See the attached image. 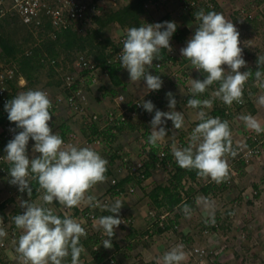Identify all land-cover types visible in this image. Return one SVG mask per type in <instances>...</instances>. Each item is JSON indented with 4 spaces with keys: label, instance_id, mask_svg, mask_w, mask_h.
I'll list each match as a JSON object with an SVG mask.
<instances>
[{
    "label": "clouds",
    "instance_id": "9594fccd",
    "mask_svg": "<svg viewBox=\"0 0 264 264\" xmlns=\"http://www.w3.org/2000/svg\"><path fill=\"white\" fill-rule=\"evenodd\" d=\"M103 8L102 5V10ZM194 16L197 26L194 34L187 40L186 46L180 49V54L190 61L195 70L204 74L203 80H191L189 91L192 98L185 97L183 100V103L188 100V107L185 108L199 110L198 119L191 123L188 133L194 125L197 126L188 137L187 147L178 148L173 144L172 155L180 168L196 170L198 176L204 177L202 179L204 182L212 180L221 184L229 178L226 154L233 157L236 155L232 148L231 131L227 120L222 121L219 117L208 116L203 109L211 108L212 101L214 104L215 101H219V105L223 102L228 106L234 101L242 103L243 86L253 73L250 70L240 71L241 68L247 67V63L239 46L240 33L231 21L222 13L216 11L206 13L203 9L195 12ZM176 28L175 22L164 21L126 29L119 62L121 67L127 70L131 82L145 81L148 91H158L162 88L161 77L150 74L149 69L152 66L163 67L164 57L161 50L167 49L169 52L172 50L170 39ZM154 60H160L161 67L153 65ZM256 64L257 70L254 75L257 81H261L264 72L259 69L264 66V56H258ZM224 66H227V71ZM214 83L219 87L212 93V97L197 98ZM260 86L264 87V83ZM166 98L170 109L166 112L156 109L150 100L138 103V106H142L148 113L155 110L150 121L151 132L148 137V143L152 146H156L167 136L164 127L167 121L170 120L175 129L182 128L184 124L186 114L184 112L183 116L180 111L174 110L177 104L174 94L169 91ZM258 103L264 105V96L259 97ZM4 107L7 120L14 123L17 129H21L4 148L6 155L3 158L10 165L8 182L17 186L19 192H27L29 197L20 201L22 213L12 216L15 227L21 230L15 248L21 264H63L69 256L71 264H80V256L84 251L80 240L81 237L86 238L87 232L81 223L71 216L65 215L61 218L55 214L54 210L48 207L54 201L67 209L84 204L91 208L103 207L110 212L111 215L101 216L97 221L99 228L107 237L102 241V246L110 249L115 229L123 223L119 218L123 204L117 199L111 205L108 203L101 206L95 196L87 195L95 185L106 180L108 161L90 147L65 146L63 139L53 133L49 126L52 119L49 109L52 105L44 91L29 89L20 92L7 101ZM240 119L244 121L246 127L256 133L264 132V128L252 115H242ZM30 139L34 141L33 153L40 154L31 159L27 154ZM160 150L165 152L166 149ZM160 150H157V154ZM168 162L171 163L167 161L166 164ZM30 175L39 185L37 191L42 193L38 198L39 202L30 200L32 196V187L28 180ZM183 211L186 215L190 214L188 205H183ZM2 221L0 218V223ZM6 235L5 229L0 227V238ZM185 258L182 245H177L165 252L160 259L163 264H181ZM157 264H160V260Z\"/></svg>",
    "mask_w": 264,
    "mask_h": 264
},
{
    "label": "rangeland",
    "instance_id": "374dc122",
    "mask_svg": "<svg viewBox=\"0 0 264 264\" xmlns=\"http://www.w3.org/2000/svg\"><path fill=\"white\" fill-rule=\"evenodd\" d=\"M101 1V3H103L102 5L104 9H107L110 6H119L123 3H126L128 0H116V2H113V0ZM159 4L160 5L156 7L154 3L150 2L148 3V6H145L147 8L146 14L142 15L144 24H155L162 23L164 21H170L175 22L177 27L181 28L190 20L192 23H189V25L191 26L192 30H195L197 26V22L195 21L194 16V13L196 12L195 9H203L207 13L205 7L214 8V11L222 13L227 20L231 21L240 33L239 46L242 48V55L247 63L246 68L240 69L241 72L245 71V69L250 66H257V57L264 56V0H199V6L197 8H193L192 10H187V8H184L182 6L181 0H162V2H160ZM249 13L254 17L248 19L247 14ZM186 14L188 15V17H185ZM92 23L90 24V26H87L86 29L95 25L94 20L92 21ZM119 27L120 26L118 24L114 23L107 26L100 34L101 39H103L105 36H108L115 41L117 36L122 31L121 29H119ZM175 39L176 38L173 35L170 39V46L172 50L169 52L167 49H165L163 60L165 62L164 64L168 65V63H170V73L173 72V78H171V82L179 84L178 87L182 89L183 95L185 97H189L190 95L192 96L191 92L189 91L191 87V80H203L204 74L198 72L193 67H188L187 65L189 61L183 58L180 54V49L186 46V42L189 38L186 36L183 39L185 41H183L182 45L181 43L175 41ZM176 40L179 41V39ZM64 63V69L58 71V67L55 68L58 72L57 75L49 73L46 67L43 68L40 71L38 81L36 83L30 84L28 87L19 86V84L16 82V88L9 89L10 100L20 92L27 91L29 89L41 91L47 89L49 94L53 97L58 94L63 95V87L61 85H58L56 81L58 79H61V74L63 72H66L67 70L74 73L75 75H80L81 78H84V81L86 83L83 88L86 95V105L89 111H98L102 114V111L106 107L111 105V103L113 102L112 97L118 91H123V93H125L128 98L141 97L148 92V89L144 90V88L141 87L140 84L136 86L137 82H130L129 76H126L128 74L126 69L124 70V72H121L122 84L115 85L104 73H99L98 80L96 82H92L89 79L88 72L84 70H78L75 67L72 58L66 59ZM224 67L227 68V66ZM51 81L53 83L50 84L49 82ZM214 85L215 84L210 86L203 94H199L198 96L202 98H205V96L212 97L211 95L216 89ZM133 86H136L137 89L132 93L131 96L127 95V90L130 92ZM249 87L250 88L248 90V94H250V92L253 90V84H250ZM161 90H164V86H162V89L156 91L157 94L154 105L156 109H159L161 108L160 104L162 101L165 107L163 108V111L166 112L165 104L168 102V100L165 99L163 101V98L161 99V95H159V93L162 92ZM208 90H210V92ZM166 92L168 91L166 90ZM248 94H245L244 105L247 109L249 108V99L251 98V95L249 96ZM2 110L6 115L4 116V118H6L4 120H7L8 118L5 107H3ZM52 111L53 112L50 113L52 115V119L51 121H49V126L52 128L53 133L59 135V132L61 131L60 124L62 121H65L67 123V125L69 126V130H73L71 132H69V130L66 131V134L68 135L74 131H76V133H79L80 130H82L85 131V133H83L88 136L91 132V128L83 121L80 113L73 106L67 103L63 99V97L59 102H57L55 108ZM153 114H155V110ZM132 121L133 122L129 121L130 123L134 124L132 128L131 126L129 127V122L126 125L124 124L121 131H118L117 136H115V138L110 142L113 143V141L117 140V138L119 137H121V140L124 141L125 139H127L126 133L128 131L126 130H128L129 128H131L130 130H134L133 128H137L138 132L134 131L133 136L137 138L138 134L140 133L141 136L144 137L145 140H147L145 141L146 143H144V158H146L150 146L148 147V135L144 136V134H142V131L145 128V124L149 125V123L147 122V119L143 118L142 115ZM98 122L100 125L104 126L105 118L101 117L100 119H98ZM166 124H170V126L172 125L171 128L168 129L169 131L167 132V136H165L167 138V141H169L171 138H174V140L177 139V137L180 139L182 138V136L174 131L177 130L179 133L182 131V128L175 129L170 120L167 121ZM168 125L164 127L167 128ZM141 129L143 130L140 131ZM181 134L184 137L187 136L186 133L183 134V132H181ZM79 135L80 134H78L76 138L68 140V143L65 146L72 145L78 147L80 140L83 141L84 139L83 135L82 137L81 135ZM133 136H131V138H133ZM1 141L4 146L2 148L4 149L7 144L3 142L4 140ZM137 141L140 143L137 150L139 151L143 140L138 139ZM137 141L135 143H137ZM33 145L34 141L30 139L27 145V154L30 159L34 156L40 155L39 153H33ZM106 146L107 145L104 144H101V146H99L100 148L97 150H99L98 153L100 155L106 154ZM167 151L168 153L172 154V152H170L171 150L169 146L167 148ZM263 157H261L260 159L254 157L253 160H259L261 162L264 161ZM173 162L176 161L173 159L171 163L166 164V162L165 164H163L160 160H158V162L154 165L151 171L156 174V184L168 183L169 177L175 169V163ZM233 166L238 170V175H236L235 178H232L230 183L222 182L221 184L224 183L225 186L220 187L216 193L212 192V190H209V193L207 195H204L200 191L199 187H197L195 196L197 197V201L199 203H196V209L190 210V214L186 215L189 219L186 220L187 223L183 224V227L184 225L186 227L187 224H190L191 226H193L192 234L201 235L202 232L207 235L208 241L205 237L204 240H206V242H196L195 244L207 243L214 246L216 245L215 247L218 251L222 250L223 248L225 249L229 247L227 249V252L229 253L228 255H230L231 253L232 256L235 257H232V259L236 260L237 263L232 260L228 264H264V173H262L263 175H260L259 171H256L254 169V166L252 170H247L245 163L241 165L240 163L236 162L233 163ZM261 166H264V163H261ZM247 172H250L249 176H246ZM251 172L253 173V176ZM9 179L10 177L8 173L0 175V191L2 192L0 193V196L2 195L4 197H7L6 200L8 202L11 201L10 199L12 197H21V192L18 191L17 186L11 185L8 182ZM28 180L30 183L32 177L29 176ZM203 181L204 180L202 179L197 180L196 182H194L196 183L195 186L201 185ZM261 184L262 186H260ZM217 185H220V183ZM246 188L249 189L248 192H245ZM254 190H257V193H253ZM201 201L203 202L202 209H200L198 205ZM149 207H151V205H149ZM2 211L3 209L0 208V218H2L3 221H8L7 217H5L4 219ZM178 211L180 210L178 209ZM242 222L245 223L243 224ZM204 228H208L209 232H203ZM179 230L183 231L181 228ZM156 234L159 235V237L157 235L156 238L158 237V239H164V235L162 233L159 234V232H157ZM215 239H218V242H215ZM192 244L188 245L186 249L184 247V253H186V256L188 255V248L192 246ZM222 245L225 246L223 247ZM184 261L185 260H183L181 264H183ZM160 264H163V262L160 261Z\"/></svg>",
    "mask_w": 264,
    "mask_h": 264
},
{
    "label": "trees",
    "instance_id": "16d2710c",
    "mask_svg": "<svg viewBox=\"0 0 264 264\" xmlns=\"http://www.w3.org/2000/svg\"><path fill=\"white\" fill-rule=\"evenodd\" d=\"M149 1L154 3L156 7L160 5V2H162V0H128L126 3L116 7L110 6L107 9L103 8L102 13L96 14L93 17L95 25L89 27L84 34L77 32L74 23L72 22L66 26L56 28L45 13L41 15V22L36 24L24 23L18 19V17L13 12H9L0 18V60L14 61L17 68V74L21 75L26 81L22 87H28L30 84L36 83L38 81L40 71L43 68L46 67L49 73L57 75L58 72L57 69H55L57 66H59V70L64 69V62L66 59H73L74 51L83 50L87 53V55L99 63L102 69H105L111 82H113L115 85L122 84L121 72H124L125 69L122 68L118 63H107V57L110 54L109 48H114L116 46V42L108 36H105L103 39H101L100 34L103 29L113 23L118 24L124 31L130 27L142 26L144 24L142 15H145L147 10L145 4ZM198 6L199 4L194 7H190L187 10H192ZM205 8L207 12L214 11V8ZM195 10L197 12L199 11V8ZM252 17L254 16L247 18L249 19ZM188 31L189 29L186 26L181 28L177 27L173 35L176 39L181 40L187 36L189 33ZM164 54L165 49H162L161 55L163 56ZM51 60H54V62H51ZM247 70H250L253 73V75L246 81L247 85L250 86V84H252L251 82L255 79L254 73L257 70V66H250L245 69V71ZM259 70L264 72V66H261ZM62 82V79H58L56 81L58 85L63 86ZM49 83L51 84L53 82L51 81ZM74 85L72 88L76 87ZM8 88H16V79L9 82ZM66 91L70 92L69 88H66ZM244 92L245 91H243V93ZM188 98H192V96L190 95ZM197 98L201 99L200 96H197ZM50 101L54 104V109L57 101L56 97H52ZM4 106L5 104H0V123L6 119L4 118L6 115L2 110ZM52 110L50 113L53 112ZM213 112L214 114L220 113V119L222 121L227 120L228 123L234 113L233 111H230V113L225 112V107L219 105V101H215ZM143 118L147 119L148 117L143 116ZM129 121L132 122V120H127L120 123L105 122V125L103 126L99 124L98 120H94L88 124L91 128V132L89 134L101 136L102 144L108 145V143L112 141L115 136H117V132L121 131L122 126L124 124L126 125ZM130 122L128 125L132 128L134 124ZM147 126L148 125L145 124L146 128ZM60 127L61 131L59 132V136L63 137L66 135V131L69 130V126L65 121H62ZM83 132L85 133V131ZM142 134H144V136L148 135L149 137L148 131H142ZM1 140L2 139H0V147H4L1 143ZM3 142L7 144L9 141L4 140ZM144 147L142 152L144 151ZM157 148L158 145H150L147 157L143 159L141 172L133 170L115 184H110V191L108 194L111 196V198L116 195H120L116 188L119 187L121 190H124L125 182L130 181L135 184H142V181L151 174L152 168L158 162V160H160L157 154ZM142 152L140 154H142ZM121 156L122 155L117 154L116 151L112 153L106 166L107 171L105 176L109 174L111 164L113 166L115 163H119L115 161L116 157L121 159ZM160 161L163 164H165L167 161L172 162L171 153H168V151L165 150V155ZM173 163H175V169L171 173L168 183H157L150 189L145 190L147 196L150 199V209L163 211L167 209L176 210L177 208V214L174 212L175 214H173V217L168 215L164 220V225H160L157 222L155 223V230L158 232H162L170 228L171 224L179 225L177 217L179 218L180 216L186 215L183 211V205H188L190 210L196 209L197 197L195 195L197 187H199L200 191L204 195H207L209 190H212V192L216 193L220 187L225 186L224 183L217 185V183L212 180L207 182L203 181V184L200 183L201 185L195 186L196 183L194 182L203 179L204 177L198 176L196 170L182 169L177 165L176 162ZM8 167H10V165L7 163V168ZM186 183L188 184L186 185ZM30 186L32 187V195L34 196L37 192L35 188L38 186V183L32 179L30 181ZM112 203H109L108 205H111ZM3 207L4 203L0 204V208ZM178 209L180 211H178ZM101 215L106 216L111 215V213L103 209ZM177 230H179V227L174 228V231ZM81 240L84 242L85 246L89 247L95 256L97 255L98 257L100 253V257L103 256L102 253H104L105 248L102 246V240L100 239L98 233L87 234L86 238L82 237ZM94 246H96V248H94ZM104 258L105 255L100 259V261Z\"/></svg>",
    "mask_w": 264,
    "mask_h": 264
},
{
    "label": "crops",
    "instance_id": "0c3cea01",
    "mask_svg": "<svg viewBox=\"0 0 264 264\" xmlns=\"http://www.w3.org/2000/svg\"><path fill=\"white\" fill-rule=\"evenodd\" d=\"M185 17H188L186 14ZM184 18V17H183ZM190 19V18H189ZM189 23H192L190 20L184 25L189 29V33L187 34V37L190 38L195 30L191 29V26ZM123 31L121 27H119ZM121 31V32H122ZM184 39V38H183ZM181 41L176 40L177 42L183 43V40ZM190 62V61H189ZM188 62V67L192 68V65ZM165 63V62H164ZM176 67V66H175ZM153 69V71H152ZM226 69V68H225ZM170 63L164 64L162 68H155L151 67L149 69V73L152 75H159L161 79L163 80V85L164 90L166 89L168 92L171 91L174 94L175 99L177 100L176 104V109H181L184 110L186 116H184V124L182 126V131L183 134L188 133L189 126H191V123H193L197 117V113L199 112L198 109H193V108H185L183 100L185 96L183 95L182 89L178 87L179 84H175L171 82V78L173 72L170 73ZM126 76H129L128 74ZM128 80V78H127ZM131 82V81H130ZM137 85L140 84L141 87L144 88V90H147L146 88V82L141 80V81H136ZM135 83V82H134ZM253 84V90L248 94V89L245 91L249 96L251 95V98L249 99V108H245V104L237 107L236 110L234 111L233 115L230 118L229 121V128L231 131V141H232V148L233 150L236 149V147L240 145H253L254 143L258 142L263 145L264 147V132L261 133H256L254 130L246 127L245 123L243 120L240 119L242 115H252L253 117L256 118V120L260 123L261 127L264 128V105H261L258 103V99L260 96H264V87H261V83H264V78H262L261 81H257L256 78L251 82ZM214 87L217 89L219 85L217 83H214ZM136 86H133L130 92L127 90V95L131 96L132 93L137 89ZM162 89V88H161ZM215 89V90H216ZM161 90L162 92L159 93L161 95V99L163 98V101L166 98V90ZM214 90V91H215ZM138 91V90H137ZM210 91V90H208ZM213 91V92H214ZM244 92V94H246ZM248 96V97H249ZM201 98V97H200ZM202 99V98H201ZM217 100L218 98H214ZM247 100V99H246ZM162 104V105H161ZM161 111H163L164 105L161 101ZM166 106V111H170L168 108V102L165 104ZM174 109V110H176ZM154 114L151 115V117L147 118V122L149 125L147 128L145 127L144 130L141 129L140 131H148L150 135V121L153 118ZM133 122V121H132ZM168 124L164 125L167 126ZM172 126V125H171ZM170 124L166 128V131L168 132L171 128ZM129 128L126 137L124 141L121 140V137L117 138V140L113 141V143L109 142L108 145L106 146V154H101L102 158L106 159L109 161L110 156L114 151H116L117 154H121V152L125 155H127L131 159H135L140 155L142 152V149L145 143L144 137L141 136V134H138V137L136 138L133 136L134 131L138 132L137 128H133L134 130H130ZM73 131L72 129L69 130V132ZM177 134L182 136V138H178L174 140V138L170 139L167 141V138H163V140L159 141L157 145L159 146L160 149H166L170 148V152H172V146L173 144L176 145L178 148H183L187 147L189 143V138L188 136H183L181 132L178 133L177 130H174ZM76 132V131H75ZM135 132V133H136ZM78 134L85 136L82 130H80ZM79 135V136H80ZM133 136V138H131ZM138 139L143 140V143L139 148V142L137 141ZM77 140V139H76ZM183 140V141H182ZM137 141V143H135ZM77 142V141H76ZM79 142V141H78ZM172 142V143H171ZM135 143V144H134ZM138 144V145H137ZM84 144L82 140H80L78 148L82 147ZM100 145H95L93 146V150H95L97 153L99 150ZM111 148V150H110ZM110 150V151H109ZM99 154V153H98ZM172 155V154H171ZM172 158L174 159L173 155ZM258 158V157H257ZM261 156L259 157V159ZM264 158V157H263ZM225 159L227 160L228 165L232 162L233 163H240L243 165L245 163L246 169L252 170L253 166L256 171H259L260 175H263L264 173V166H261V163H264V161H259V160H253V158L248 159V160H243L239 159L236 157V155L233 157L230 154H226ZM175 160V159H174ZM264 160V159H263ZM116 162L120 163V158L116 157ZM118 163V164H119ZM110 165V164H109ZM126 169V168H125ZM125 169L118 170L117 169V163H115L113 166L111 164V169L109 174L106 176V180L102 183H98L95 185L87 195H93L95 197H98L100 195H105L109 193V186L111 184V179L115 177L117 181L125 177L128 173L126 172ZM259 169V170H258ZM263 169V170H262ZM151 172V174L146 177L143 181L142 184H135L132 182H125L124 185L125 187L127 185H134L135 190L130 193H124L122 195H116L111 198V202H115L117 199L120 200L123 204L119 215H124L126 217H130L132 220L125 223V224H120L119 227L115 229V234L114 237L112 238V247L110 249L104 250V253L102 255L105 257L109 254H112L115 258V264H157V261L160 260L162 261V256L164 255L165 252L169 251L173 247L177 245H182V250L184 252V247L185 249L187 248L188 245H191L192 243L195 244L196 242H203L206 240L208 241L207 235L201 232V235L197 234L194 235L192 234L193 226L190 224H187V226L183 227V224H186V220L189 219L188 216H180L179 218L177 217L178 222L180 223V227L183 231L177 230V231H162L159 232L164 235V239H158L159 235L156 234L158 231L155 230L156 228V222L155 218L150 216L148 214L149 210V205H150V199L147 196V193L145 190H148V188L153 187L156 183L155 181L157 180L155 177V173ZM252 173V172H251ZM250 175V172H247L246 176ZM259 175V176H260ZM31 176V175H30ZM253 176V173H252ZM264 176V175H263ZM159 182V181H158ZM242 184V182H241ZM143 186V188H142ZM242 186V185H241ZM262 186V184L260 185ZM39 188V185L35 188L36 191ZM249 189L246 188L245 192H248ZM244 192V191H243ZM0 193H2L0 191ZM27 192L21 193V197H12L10 202L6 200L7 197L0 196V204L4 203V207L1 208L3 209V215L4 219L5 217L8 218V221H2L0 223V227H3L7 233V235L3 238H0V241L3 240L5 242V245L0 247V261H3L7 263L10 260H16L19 261L18 254L15 251V248L17 247L16 241L18 240L19 235L21 234V230L17 229L15 227L14 222L12 221V216L17 215L22 213L23 209L20 208L19 204L21 200H27L29 199L28 195L26 194ZM42 193L36 192V194L30 197V200L33 202H39L38 198ZM215 199V198H214ZM199 203V202H198ZM202 204L203 202L201 201L199 205L200 209H202ZM205 204V203H204ZM48 207H51L54 210V213L59 215L61 218L62 216L64 217L65 215L71 216L72 218L76 219L81 225L83 226V223H85L88 219H86L85 212L89 211L91 207H88L84 204H81L79 207H74L72 209H67L60 205L58 202H53L52 205H48ZM168 210V215L173 217V214L176 213L177 210L174 209H167ZM95 211V216L94 218L89 220V229H85L87 233H98V232H103L101 228H99L97 221L98 219L102 216L101 213L103 211V207H97L94 209ZM203 211V210H202ZM175 212V213H174ZM177 214V213H176ZM167 215V216H168ZM11 218V219H9ZM243 224L245 222H242ZM84 227V226H83ZM154 227V228H153ZM232 227V226H230ZM154 230V231H153ZM189 230V231H188ZM151 231V233H150ZM230 231V230H229ZM90 233V234H92ZM150 233V234H149ZM158 237L156 238V236ZM205 237L207 238L206 240ZM82 238V237H81ZM200 238V239H199ZM215 242H218V239L214 240ZM212 241V242H214ZM192 242V243H190ZM80 243L83 245L84 251L81 253L80 259H83L84 264H95L100 261V259L103 257H100L101 253L95 256V254L92 253V251L89 249V247L85 246L84 242L80 240ZM192 244V245H193ZM216 246V245H215ZM229 248V247H228ZM228 248H223L222 250H219L216 254V261L217 264H228L232 260L237 263L236 260L232 259V254L228 255L229 253L227 252ZM186 256V253H185ZM235 256V255H234ZM187 258V260H186ZM185 261L183 264H200L197 262L196 259L194 258H189L188 255L186 256ZM235 258V257H233ZM71 257H67L63 264H70Z\"/></svg>",
    "mask_w": 264,
    "mask_h": 264
},
{
    "label": "built area",
    "instance_id": "2783aa9c",
    "mask_svg": "<svg viewBox=\"0 0 264 264\" xmlns=\"http://www.w3.org/2000/svg\"><path fill=\"white\" fill-rule=\"evenodd\" d=\"M116 2V0H113ZM182 6L184 8L194 7L199 4V0H181ZM148 6V4H145ZM102 10V4L100 0H0V18L9 13L13 12L18 19H20L24 23H36L39 24L41 22V15L43 13L47 14L51 23L56 27L66 26L69 23H74L76 31L79 33H84L85 28L92 23L93 16L99 14ZM248 17H251L252 14H247ZM92 19V20H91ZM144 25V24H143ZM125 32L122 31L115 39L116 46L109 48V55L107 57V63L111 64H120L119 62V55L120 51L123 47V40L125 38ZM73 62L75 67L78 70H86L88 71L91 81L96 82L98 80V74L104 73L106 75L105 69H102L99 63H97L94 59H92L87 53L83 50H76L73 54ZM171 61V60H170ZM54 62V60H51ZM153 65L156 67H161L162 62L160 60H154ZM58 70H59V66ZM228 70L227 68L225 69ZM16 79L18 83L24 84L25 79L17 74L16 64L12 60H0V103L6 104L7 101L10 100L9 98V82ZM61 79L63 83V95L58 94L56 95V104L59 102L62 97L63 99L73 106L81 115V118L86 124L91 123L94 120H98L101 117L105 118V122H125L127 120H134L138 118L140 115L151 117L154 113H148L143 109L142 106H138V103L144 101H152L155 104L156 100V91H148L141 97L135 98H128L125 93L117 92L112 98L113 102L111 105L106 107L102 114L98 111H89L86 105V95L83 86L85 85L84 78L80 77V75H75L70 71L63 72L61 74ZM76 84V85H74ZM76 86L73 87L72 86ZM66 88H69L70 92L66 91ZM248 89L247 83L243 86V91ZM47 93L48 98L51 99L53 96L49 94L48 90H44ZM242 103L233 102L231 106L225 105L221 102L222 106L225 107V112L230 113V111H234L236 107L241 106L245 102V94L243 93L242 96ZM188 101V100H187ZM187 101H185L184 106H187ZM55 104V105H56ZM52 107L49 109L51 111L54 107V104L51 103ZM214 103L212 101V107L203 109L208 116L211 117H219L220 113L214 114ZM180 111L184 116V111L180 109H176ZM5 114V112H4ZM197 125H194L188 133V137L192 132V129L195 128ZM14 130V131H13ZM21 129H17L15 124L10 122L9 120H5L0 123V139L2 140H11L15 134H17ZM115 131V130H114ZM77 133L74 131L69 135L66 134L65 136L61 137L64 141V145L68 143V140L72 138H76ZM83 146L82 147H90L93 148L95 145L102 144V138L96 134H89L88 136H84L83 139ZM150 144L148 145V147ZM150 148V147H149ZM236 157L243 160H248L254 157H263L264 156V147L262 144L256 142L253 145H246V146H238L235 149ZM138 157L134 160L129 158L126 154L124 155L121 152V159L120 163L117 164V169H125L127 173H131L133 170L141 172V168L143 166V158L145 152L143 151ZM164 150H160L158 152V156L160 159L164 156ZM6 155L4 149L0 147V175L7 174V161L3 158ZM169 163V162H168ZM229 166V178L225 181L226 183H230L232 178H235L238 175V170L233 166L232 162L228 165ZM117 179L113 177L111 179V184H115ZM119 191V194L122 195L124 193H130L135 190L133 185H129L124 190H121L119 187L116 188ZM253 193H257V190H254ZM96 200L100 203V205L108 204L111 202V196L107 193L105 195H100L96 197ZM96 208H90L89 211H86L84 214L88 219L83 226L85 229H89V220L94 218ZM148 214L155 218V222L159 223L160 225H164V220L167 217L168 210L163 211H156V209H149ZM119 218L122 219L123 223L125 224L132 219L130 217H126L124 215H120ZM178 224H171V227L164 230L173 232L174 228H178ZM205 233L209 232L208 228H204L203 230ZM92 233V232H91ZM99 237L103 241L107 237L104 235L103 232H99ZM5 242L3 240L0 241V247L4 246ZM223 247L225 245H222ZM96 248V246H94ZM218 250L214 245L210 244H193L188 248V257L194 258L200 264H217L216 261V254ZM83 259H80V264H84ZM0 264H21V261L10 260L7 263L0 261ZM71 264V260H70ZM95 264H115V258L112 254L107 255L103 260L95 263Z\"/></svg>",
    "mask_w": 264,
    "mask_h": 264
}]
</instances>
